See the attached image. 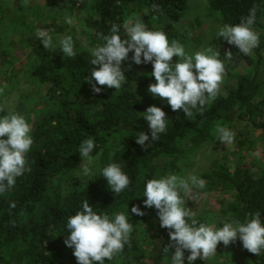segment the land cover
I'll use <instances>...</instances> for the list:
<instances>
[{
    "label": "trees",
    "instance_id": "trees-1",
    "mask_svg": "<svg viewBox=\"0 0 264 264\" xmlns=\"http://www.w3.org/2000/svg\"><path fill=\"white\" fill-rule=\"evenodd\" d=\"M24 1L17 0V3ZM88 1L90 16L86 24L94 45L104 43L97 33L109 35L112 24L120 26L122 38L127 35L122 21L128 6L142 11L141 19L148 29L165 32L171 42L176 36L172 25L180 18L186 3V0ZM153 4L159 5V11L152 10ZM207 5L222 25L239 23L256 6L253 27L264 30V0H207ZM259 38V47L253 50L256 55L264 48V33ZM37 47L39 65L30 75L40 83L49 85L47 93L52 107L41 116L31 132L34 140L28 153L31 171L17 178L9 195H0V264H62L66 258L77 264L73 249L64 244L70 234L66 222L70 216L82 210V203L86 199L97 213L111 216L123 212L129 217L133 232L130 246L125 245L119 253L121 264H130V256L135 264H149L150 260L158 264L165 257L163 247L169 244V230L160 226L159 218L154 220L158 217V210L143 204L146 199L143 196L145 184L156 173L154 162L172 158L179 153L183 144L187 148L195 147L216 122L246 117L252 125L257 126L255 116L264 105V95L259 102L255 100L262 91V83L255 78L239 77L235 89L229 91L225 98L218 97L203 110V115L196 112L192 119L175 117V111L169 104L160 106L166 113L168 127L165 133L160 134L159 140L152 142L148 122L141 114L147 107L156 106L148 92V86L155 83L150 62L136 65L131 60L130 52L128 60L122 63L127 79L122 87L117 91L97 85L102 91L94 93L92 85L84 78L89 77L97 66L88 62L85 54L80 53L72 59L51 60V49H44L40 40ZM219 53V58L226 62L225 52ZM140 132L149 135L147 148L136 143L135 138ZM89 137L94 139L96 145L91 155L102 151L101 169L109 163L120 164L122 171L131 178L130 186L120 194H114L100 173L94 181L80 189L63 195L55 191L49 194L54 180H67L70 176L79 156V145ZM110 139H118L121 145L111 159L105 148ZM174 167L173 160L168 170L172 171ZM204 178L209 187L234 193V201L225 205L224 222L236 219L243 223L256 211H260V219L264 222V170L257 176L230 175L226 168L214 163ZM13 202L15 208L10 207ZM134 205L145 214H133L131 208ZM220 226H223V222ZM136 232H160L162 239L155 244L153 251L146 254L133 242ZM225 249L239 250L252 264H264V251L259 256L250 253L243 248L239 238Z\"/></svg>",
    "mask_w": 264,
    "mask_h": 264
},
{
    "label": "clouds",
    "instance_id": "clouds-1",
    "mask_svg": "<svg viewBox=\"0 0 264 264\" xmlns=\"http://www.w3.org/2000/svg\"><path fill=\"white\" fill-rule=\"evenodd\" d=\"M151 7L153 11H159V5L153 4ZM256 12L257 8L253 6L239 23L223 25L218 31V37L235 45L244 55H251L260 44L259 33L253 27ZM66 23L71 24L72 19L66 18ZM123 27L127 34L125 37L119 34L120 26L112 24L109 35L97 33L104 43L88 49L90 63L97 66L92 69L89 77L84 78L92 85V91H102L97 85L118 91L127 81L122 63L128 60L131 52V60L136 65L152 64L151 76L155 83L148 86V92L153 97L166 99L173 111L182 110L186 118L193 117L194 110L203 115L204 107L218 98L226 75L225 61L219 58L218 49L208 46L189 54L180 42L174 39L170 42L165 32L149 30L139 16L134 21L126 20ZM38 39L44 49L56 50V44L48 31L38 30ZM59 50L67 57H75L73 37L69 35L61 39ZM224 56L228 62L233 59L231 51H226ZM173 57L177 58L176 62H173ZM2 92L3 89H0ZM4 112V107L0 105V113ZM141 114L148 122L151 141L159 140L160 134L167 131L166 113L160 107L149 106ZM31 132L32 125L20 113L9 110L0 115V195L11 190L18 177L31 171L28 162V153L34 143ZM216 132L218 140L223 144L234 143V131L217 125ZM135 140L142 148L149 146L146 144L149 135L144 132L137 133ZM95 146L92 137L79 145V155L88 161L82 167L85 177L95 175L89 166L94 160L91 153ZM101 175L110 190L117 195L132 183L118 163H109L101 169ZM205 186L206 182L195 174L187 177L168 174L158 179H149L145 184L144 206H154L158 210L160 226L169 230V244L163 247L168 264H184L185 250L190 253L186 258L188 264H193L198 258L206 261L216 255L219 242L228 247L237 238L244 249L259 256L264 251V222L260 219V211L253 213L243 223L230 219L223 222L220 228L198 223L195 214L186 206L183 194ZM15 206L14 202L10 205L11 208ZM131 212L138 216L145 214L135 205ZM66 228L70 234L64 244L73 249L77 264H105V258L110 261L123 251L125 245L130 246L133 232V225L125 213L116 212L111 216L97 213L88 199L83 201L82 210L67 219Z\"/></svg>",
    "mask_w": 264,
    "mask_h": 264
},
{
    "label": "rangeland",
    "instance_id": "rangeland-1",
    "mask_svg": "<svg viewBox=\"0 0 264 264\" xmlns=\"http://www.w3.org/2000/svg\"><path fill=\"white\" fill-rule=\"evenodd\" d=\"M89 8L88 0H25L22 4H18L17 0H0V89H3L0 93V105L5 109L0 115L14 110L26 118L33 130L41 116L52 107L47 93L49 85L40 83L30 75L39 65L38 30L48 31L53 37L56 50H51V60L70 58L59 50L60 40L70 35L75 42L76 55L83 53L90 62L88 49L96 45L91 42V31L86 24L90 16ZM124 11L123 30L126 20L134 21L136 17H142V11H138L134 6L126 7ZM68 17L72 19L71 24L66 23ZM222 26L210 12L207 0H186L180 18L172 25L176 34L174 40L183 44L189 54L208 46L218 49L219 52H232V61L225 62L226 75L220 87L219 98H225L229 91L235 89L238 78L244 76L255 78L258 83H262V91L255 100L257 103L264 95V48L259 55L254 52L251 55H244L235 45H230L223 37H218V31ZM254 29L259 33V37L264 33L261 28ZM72 58L74 57L70 59ZM176 59L173 57V62H176ZM151 98L156 106L168 105L166 99L158 96ZM210 104L206 105L204 110ZM195 114L194 110L193 117ZM174 115L183 119L193 118H186L182 110L175 111ZM255 118L257 126L252 125L246 117L216 122L208 130L207 136L195 147L187 148L183 144L179 153L172 158L154 162L155 179L168 174L182 177L195 174L206 182L203 189L193 188L191 192L183 194L186 206L195 214L194 218L198 223L220 228V224L224 222L225 205L234 201L233 191H220L209 187L204 176L212 164L218 163L219 166L226 168L230 175L257 176L264 170V105L258 109ZM217 125L235 132L233 144H223L218 140ZM105 148L109 152L108 158L111 159L113 153L121 149V145L118 139H110ZM101 153L102 151L93 155V163L89 165L95 173L94 176L85 177L82 174V167L88 161L79 155L67 180H54V187L49 194L55 191L54 193L63 195L94 181L101 173ZM173 160L175 167L169 171V164ZM11 191L12 189L2 195H9ZM154 220L157 221L158 217ZM161 239L160 232L151 234L136 232L133 236L135 246L146 254L153 251L155 244ZM189 254L185 250L184 264H188L186 258ZM119 256L116 254L110 261L106 258L105 264H121ZM131 258L130 256V264H135ZM73 263L74 261L66 258L62 264ZM149 264L153 262L150 260ZM158 264H168V261L164 257ZM193 264H252V262L239 250H226L223 243L219 242L214 257L206 261L198 258Z\"/></svg>",
    "mask_w": 264,
    "mask_h": 264
}]
</instances>
